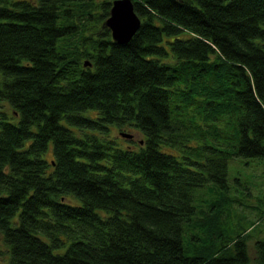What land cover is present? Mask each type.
Instances as JSON below:
<instances>
[{
    "label": "trees",
    "instance_id": "obj_1",
    "mask_svg": "<svg viewBox=\"0 0 264 264\" xmlns=\"http://www.w3.org/2000/svg\"><path fill=\"white\" fill-rule=\"evenodd\" d=\"M98 2L0 0V264H248L227 173L264 163V0H133L126 43Z\"/></svg>",
    "mask_w": 264,
    "mask_h": 264
},
{
    "label": "rangeland",
    "instance_id": "obj_2",
    "mask_svg": "<svg viewBox=\"0 0 264 264\" xmlns=\"http://www.w3.org/2000/svg\"><path fill=\"white\" fill-rule=\"evenodd\" d=\"M100 0H94V2L99 3ZM78 8V7H76ZM91 11L96 14L97 6L92 7ZM110 11V10H109ZM92 24L101 25L102 21L87 22L86 26L88 30L85 34H89L92 31ZM7 112L13 111L12 108L6 107ZM122 131H129L133 133L134 140L140 141L142 134L138 131L133 130L128 127H117L113 130L114 135H120ZM262 159L259 157H241V156H233L228 165V192L231 196L228 198L230 203L226 205V213H228V219L231 228H234L235 231L240 232L244 229L247 231V242L249 246L251 261L248 264H258L254 260L255 249H254V241L256 238L264 236V219L261 218V209L264 207L261 203L263 200L264 192V163L261 161ZM211 185L213 184L210 182ZM208 184V183H207ZM206 184V185H207ZM213 186V185H212ZM205 187H201L203 189ZM206 191V190H205ZM205 196H210L208 200L205 201V206L209 207L211 203H216L220 200L219 192L216 189L212 192H204ZM234 200L236 202L234 203ZM203 202L198 199L197 205L203 207ZM261 204V206H259ZM224 206L223 204H221ZM225 211V209H223ZM259 221L260 225L257 223ZM258 225H257V224ZM257 225V227H256ZM194 232L185 233V244H187L191 240L192 234Z\"/></svg>",
    "mask_w": 264,
    "mask_h": 264
},
{
    "label": "water",
    "instance_id": "obj_3",
    "mask_svg": "<svg viewBox=\"0 0 264 264\" xmlns=\"http://www.w3.org/2000/svg\"><path fill=\"white\" fill-rule=\"evenodd\" d=\"M134 10L133 0H112L110 13L103 23L118 43L128 42L142 23L141 16ZM85 63L88 64V60ZM124 134L131 136V133Z\"/></svg>",
    "mask_w": 264,
    "mask_h": 264
}]
</instances>
